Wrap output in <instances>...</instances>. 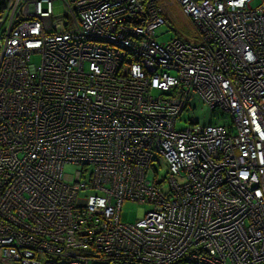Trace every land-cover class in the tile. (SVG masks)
Wrapping results in <instances>:
<instances>
[{"label": "built area", "instance_id": "obj_1", "mask_svg": "<svg viewBox=\"0 0 264 264\" xmlns=\"http://www.w3.org/2000/svg\"><path fill=\"white\" fill-rule=\"evenodd\" d=\"M180 260L264 264V0H2L0 264Z\"/></svg>", "mask_w": 264, "mask_h": 264}, {"label": "rangeland", "instance_id": "obj_2", "mask_svg": "<svg viewBox=\"0 0 264 264\" xmlns=\"http://www.w3.org/2000/svg\"><path fill=\"white\" fill-rule=\"evenodd\" d=\"M2 0H0L1 2ZM262 0H251V7H257L260 5ZM56 15H58L59 9L56 10ZM155 41L158 44H165L177 37H180L183 40L188 42L194 41V31L191 26L189 20L184 16L180 7L176 5H172V8L169 14L164 18V24L159 26L154 31ZM195 43V42H192ZM39 62L38 56H33L31 58V64L37 65ZM158 93L155 91H151V95L155 96ZM192 107L188 108L186 112H184L179 118L178 123L176 124V130H184L188 127V123H193L198 121L200 125H206L208 123H216L218 119L221 120V123L224 125L230 124V118L228 116H221L218 113H215L210 117L208 111L201 106H197L194 112L191 111ZM190 110V111H189ZM158 170V177L157 179H161L166 174V168L164 165L159 166ZM63 175L67 179H74L76 173L79 171V166L73 164H66L63 166ZM155 174L153 170L150 168L147 171V178L153 179ZM162 187H166L164 183ZM88 195L86 192H82L80 197L85 198ZM150 207L147 205L133 203L129 201H125L121 205L120 211V219L123 224H132L134 223L141 215L142 211H148ZM191 264V263H186Z\"/></svg>", "mask_w": 264, "mask_h": 264}, {"label": "trees", "instance_id": "obj_3", "mask_svg": "<svg viewBox=\"0 0 264 264\" xmlns=\"http://www.w3.org/2000/svg\"><path fill=\"white\" fill-rule=\"evenodd\" d=\"M177 38H180V37H177ZM186 263H188V262L185 260H180V261L176 262L175 264H186Z\"/></svg>", "mask_w": 264, "mask_h": 264}]
</instances>
